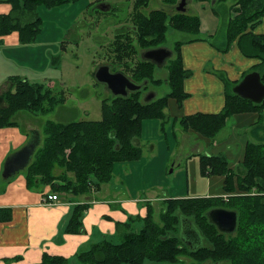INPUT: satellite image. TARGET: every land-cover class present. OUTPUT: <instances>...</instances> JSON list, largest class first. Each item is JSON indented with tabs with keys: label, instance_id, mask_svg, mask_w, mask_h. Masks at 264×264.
I'll return each instance as SVG.
<instances>
[{
	"label": "trees",
	"instance_id": "16d2710c",
	"mask_svg": "<svg viewBox=\"0 0 264 264\" xmlns=\"http://www.w3.org/2000/svg\"><path fill=\"white\" fill-rule=\"evenodd\" d=\"M5 1L11 5V10L8 14L0 15V36L16 31L21 43L33 42L41 31L36 12L38 7L51 9L68 3V0ZM161 2L163 7L170 8L176 6L178 0ZM149 3L150 0H133L131 18L135 30L132 34L137 46H133L130 36L124 38V34L117 33L112 43L113 62L121 63L124 68L130 67V78L135 82L148 80L158 85L161 81L153 75L154 65L137 60V49L165 45L170 29L191 36L192 39L177 41L171 47L173 60L168 64L165 79L170 92L150 103L141 101V92L133 93L128 98H105L100 102L101 119L97 121L47 122L42 130V145L23 170L28 189L49 186L54 194L71 197L85 195L92 188L99 189L113 177L115 163L133 162L141 158L142 151L136 142L140 139L143 121L166 119L167 99H174L181 107L188 97L183 90V82L191 76V72L183 67L180 47L198 39L193 36L200 28L199 17L195 14L171 13L164 8L143 13L141 9ZM229 10L233 15L226 24L220 44L214 43L213 47L224 53L235 42L246 58L257 61L245 75L255 71L264 83V33L253 32L264 17V0H238ZM218 75L225 87L223 109L215 114H193L175 119V122L184 131H193L211 142L216 140L230 117L245 111L257 113L259 121L254 126L264 127V101L255 104L237 97L232 91L237 82L229 81L224 74ZM10 81L14 92L6 93L7 108L0 111V128L14 125L12 118L18 112L47 114L57 104L65 102L62 94L56 98L47 86L19 77ZM244 149L243 161L236 170L229 168L228 160L221 154L201 155L198 163L201 177L223 176L225 192L242 195L231 196L228 201H223L221 197L165 200L159 216L160 224L154 221L153 212L148 206L139 230L125 233L119 244L102 240L91 245L87 251L77 254L78 263L142 264L148 260L174 264L185 257L192 260L190 264H205L207 261L210 264H239L243 256L241 264H264V167L261 165L264 164V139H258L257 143L248 141ZM58 169L61 172L57 175ZM218 207L234 210L238 214L237 230L231 237L220 234L207 221L206 212ZM85 208L80 204L73 207L68 234L82 230L81 217ZM181 217L191 220L203 241H206L205 246L190 251L181 244L176 235ZM40 261V264H69L64 257L48 254H44Z\"/></svg>",
	"mask_w": 264,
	"mask_h": 264
},
{
	"label": "crops",
	"instance_id": "0c3cea01",
	"mask_svg": "<svg viewBox=\"0 0 264 264\" xmlns=\"http://www.w3.org/2000/svg\"><path fill=\"white\" fill-rule=\"evenodd\" d=\"M159 3L162 5L161 1ZM231 6H228L227 9L229 10ZM189 9L184 13L194 14ZM10 10L11 5L5 0H0V15L8 14ZM229 11L232 13L231 10ZM253 32L255 34L264 33V17ZM190 39L192 38L190 37L188 40ZM26 44L30 43H21L16 31L0 36V111L7 108L6 93L14 92L11 78L27 79L21 69L19 72L5 70L10 62H17L13 52L22 50L25 48L24 45L30 46ZM213 44L214 42L203 37L181 45L183 67L191 72V76L183 82V90L188 97L183 101L181 107H178L174 99H167L168 106L165 109L168 126L177 130L183 144L188 145L190 138L194 142L190 146V151H196L198 154L196 164L198 177L202 178V183H200L202 186L197 187L194 194H189V190L186 189L187 193L184 195L174 194L176 191L171 187L168 191L173 190V193L167 192V196L161 198L163 203L176 196L184 198L220 197L226 193L223 189L224 177H201L199 157L201 155H224L228 160L229 168L236 170L243 161L246 143L248 141L257 143L258 139H264V127L254 126L259 121V116L253 112L245 111V113L230 117L225 123L226 129L216 136L214 142L193 131H184L175 122L182 117L197 113L215 114L220 112L225 103V87L218 74H224L229 81L238 83L245 73L257 63L254 59L246 58L235 42L224 54L215 49ZM50 52L48 50L46 55L52 54ZM29 82L31 83V81ZM170 99L174 100L171 106L169 105ZM27 113L29 112L16 113L12 118L14 125L0 128V178L5 158L27 143L31 131H38L41 137L39 125L33 120L37 123L38 121ZM19 122H23L24 126L21 127ZM163 125V123L160 125L161 133L164 132ZM136 143L141 148L142 154L144 151L148 153L147 159L155 155L157 150L155 145H151L149 148L148 142L145 145L147 150H145L140 146L139 141ZM165 162L166 158L160 159L156 165L160 173L164 171L163 164ZM131 164H123L127 165L124 167L126 168L125 172L121 170L115 172L113 169L110 183L103 184L99 189L93 188L90 190V194H80L78 197L61 193L54 194L49 186L28 189L23 172L10 181L0 182V264H40L44 254L64 257L70 262V259H77L78 253L87 251L91 245L102 240L122 239L125 233L131 232L130 228L133 222L137 219L143 221L148 206L152 207L150 202L161 200L144 196V194L137 197L136 192L128 186L123 191H119L120 183L127 178L126 172L130 169ZM172 165L174 166V162ZM60 172L58 169L56 174L58 175ZM109 184L110 188L114 190L112 196L105 193L106 190H108L107 192L111 190L105 187ZM46 195H57L58 202L42 204L41 197ZM77 204L86 207L81 217L82 230L78 233L68 234V223L73 214V207ZM140 227H135V230ZM186 229L188 235L193 233L191 227Z\"/></svg>",
	"mask_w": 264,
	"mask_h": 264
},
{
	"label": "rangeland",
	"instance_id": "374dc122",
	"mask_svg": "<svg viewBox=\"0 0 264 264\" xmlns=\"http://www.w3.org/2000/svg\"><path fill=\"white\" fill-rule=\"evenodd\" d=\"M159 1L161 0H150V4L143 12L148 13L150 10L158 8L171 11V9L160 5ZM237 1L188 0L190 12L197 15L200 21L199 31L193 38L204 37V39H208L216 45L220 44L224 35L223 32L226 30V24L233 15L227 8L234 5ZM132 2L133 0H68L65 5L56 8L46 9L44 6L38 7L36 12L40 18L41 26L39 35L35 40H32L33 42L26 44L30 46L24 45L23 47L25 48L22 50L13 52L17 62H10L5 67V70L19 72L21 69L23 75L27 77L26 80L47 86L56 98H59L61 94L65 97L63 104H57L47 114L27 113V115L38 121L37 123L33 120L39 125L41 131L39 146L42 145L41 143L44 139L42 130L47 122L68 123L71 121H97L101 119L102 103L100 102L105 98L111 97V95L105 90V86L98 84L92 76L99 65L108 64V58H110L111 53L108 48L114 40L113 36L116 34V32H112V27L117 26L118 28L122 24L130 26L129 18L132 13ZM99 3H107L113 9L98 12L95 7ZM254 29L256 30L257 27ZM190 37L187 34L170 29L166 34L164 47H173L175 42H184ZM48 50L52 54L47 56L46 52ZM171 60H167L164 67L156 68L154 77L160 79L161 83L158 85L151 84L149 87L157 94L156 98H161L170 92V87H168L169 85L164 79L167 76V68L168 64L172 62ZM143 97L144 94L141 95L142 99ZM173 102L174 100L170 99L169 105L171 106ZM161 123L164 124L163 133L160 132ZM19 124L21 127L24 126L23 122H19ZM168 125L166 119L143 121L139 139L140 146L147 150L145 145L149 142V148L151 145L156 146V153L147 159L148 153L144 151L139 160L126 162L127 164H132L126 172L128 174L127 178L120 183L119 191H123L128 186L136 192L137 197L144 194L147 197L161 199L167 196V192L173 193V190L176 191L174 194L184 195L187 193L186 189H188L189 194H194L196 188L202 186L200 185L202 178L198 177L196 164L198 162V160L196 162L198 154H196V151H190V146L194 144L193 140L190 138L188 145L183 144L177 130L170 128ZM225 129L226 125L219 134ZM165 158L164 171L160 173L156 165L160 159ZM173 162L174 166L172 165ZM123 164L125 163H115L114 171L119 172L121 170L125 172L126 168L124 167L127 165ZM2 181V178H0L1 183ZM105 187L109 189L110 184L105 185ZM171 187H173V190L168 191ZM110 189V192L106 190L105 193L112 196L114 190L113 188ZM171 198L179 199L184 197L176 196ZM162 200L150 202L153 207L151 209L153 219L158 224H160L159 216L164 209ZM144 214H146V211ZM184 224V221L181 220L176 235L181 243L189 248V245L185 244L186 233L184 232ZM138 226H143L142 220L137 219L133 222L131 227L133 229L130 228V230L136 231L135 227ZM108 241L119 244L122 239H109ZM242 257L239 264L244 259ZM190 263H192V260L182 257L178 263L174 264ZM69 264H78V262L74 258L70 259ZM142 264L173 263H157L146 260Z\"/></svg>",
	"mask_w": 264,
	"mask_h": 264
},
{
	"label": "water",
	"instance_id": "95a60500",
	"mask_svg": "<svg viewBox=\"0 0 264 264\" xmlns=\"http://www.w3.org/2000/svg\"><path fill=\"white\" fill-rule=\"evenodd\" d=\"M178 11H186V0H180L177 3ZM98 11H109L112 7L107 3H99L95 7ZM173 57V51L166 46L147 48L141 52L140 58L143 62H150L157 68L164 67L167 60ZM98 84L104 85L105 90L110 93L111 97L128 98L131 94L141 92L144 81L137 83L132 80L123 71H111L109 64L99 65L94 71L93 76ZM233 93L241 99L248 100L255 104H260L264 101V83L260 79L257 72H250L238 82L232 89ZM155 92L147 93L141 101L150 103L156 99ZM41 142V137L38 131H31L30 137L23 147L10 154L3 163L1 170V178L3 181H10L16 175L23 172L30 164L34 153ZM208 223L214 226L216 230L225 236L235 234L238 226V214L236 211L228 208H213L205 214ZM184 221L185 229L191 227L190 241L185 240V244L189 245V250H196L203 246V238L195 229V226L190 219L181 217L180 221ZM187 230V229H186ZM179 238V237H178ZM180 240V239H179ZM181 242V241H180ZM194 242L197 243L193 246ZM184 245V244H183ZM185 246V245H184ZM186 247V246H185Z\"/></svg>",
	"mask_w": 264,
	"mask_h": 264
},
{
	"label": "flooded vegetation",
	"instance_id": "af4514ba",
	"mask_svg": "<svg viewBox=\"0 0 264 264\" xmlns=\"http://www.w3.org/2000/svg\"><path fill=\"white\" fill-rule=\"evenodd\" d=\"M178 1H180V0H178ZM150 4V3H149ZM148 4V5H149ZM189 3H188V0H186V10L189 8L188 5ZM178 5V4H177ZM177 5L176 6H172V7H170L169 9H171V13H173V12H178V13H184V12H182V11H178V9H176L177 8ZM148 7V6H147ZM147 7L146 8H143V9H141V11L143 12V10H145V9H147ZM167 8V7H166ZM112 9V8H111ZM96 11H98V9H95ZM100 11V10H99ZM98 11V12H99ZM152 11V10H151ZM188 11V10H187ZM148 12V11H147ZM143 13H145V12H143ZM148 13H150V11L148 12ZM148 13H146V14H148ZM132 14V13H131ZM129 20H130V26H128L127 24H122V25H119L118 26V28H117V26L116 27H112V32L114 31V32H116V34L117 33H122V34H124L125 35V37L124 38H126V36H130L131 37V39H132V44H133V46H137V43H136V40L134 39V37H133V34H132V32L135 30V26H134V22H133V20H132V18H131V15H130V18H129ZM116 34H115V36H116ZM114 37V36H113ZM114 39H115V37H114ZM114 41V40H113ZM113 43V42H112ZM112 43H111V45H110V47L108 48L109 50L108 51H110L111 53H110V58H108V64H110V67H111V71H113V72H116V71H118V70H120V71H123L125 74H127V76H129V77H132L131 76V71H129V69H130V67L129 68H124L122 65H121V63H116L115 61L113 62V45H112ZM161 46V45H160ZM162 46H164V45H162ZM155 47H159V46H155ZM169 46H167V48H168ZM136 48V47H135ZM149 48H153V46H150ZM171 48V47H170ZM144 49H147V48H143V49H137V60L139 59V61L141 60V58H140V55H141V52L144 50ZM172 50H173V48H171ZM136 60V61H137ZM169 61V60H168ZM148 63H150V62H148ZM152 64V63H151ZM156 66L154 65V70H155V72H156ZM155 72H154V74H155ZM167 73H168V69H167ZM166 73V74H167ZM153 74V75H154ZM155 76V75H154ZM167 77V76H166ZM166 77H165V79H166ZM156 79V78H155ZM164 79V80H165ZM144 82H145V84L143 85V87H142V90H141V93L142 94H144V96L147 94V93H149V92H154L152 89H150L149 87L151 86V84L152 83H150L148 80H144ZM137 83H141V82H137ZM186 234H185V237H186V240H188V241H190V235H188V233H187V230L185 229V231H184ZM223 235V234H222ZM225 237H231V236H225ZM197 245V243L196 242H194V244H193V246H196ZM206 245V241H203V246H205ZM205 264H210L208 261L205 263Z\"/></svg>",
	"mask_w": 264,
	"mask_h": 264
},
{
	"label": "built area",
	"instance_id": "2783aa9c",
	"mask_svg": "<svg viewBox=\"0 0 264 264\" xmlns=\"http://www.w3.org/2000/svg\"><path fill=\"white\" fill-rule=\"evenodd\" d=\"M230 196H232V195H230V194H224V195H222V198L224 200H228ZM50 202H52L54 204L56 202H58V196L57 195H47V196H44L43 198L41 197V203L42 204H45L46 205V204H48Z\"/></svg>",
	"mask_w": 264,
	"mask_h": 264
},
{
	"label": "bare ground",
	"instance_id": "6f19581e",
	"mask_svg": "<svg viewBox=\"0 0 264 264\" xmlns=\"http://www.w3.org/2000/svg\"><path fill=\"white\" fill-rule=\"evenodd\" d=\"M257 149H258V148H257ZM257 151H258V150H257ZM252 152H253V151H252ZM261 152H262V151H261ZM254 153H255V152H254ZM254 153H253V154H254ZM250 156H252V155H250ZM255 156H256V155H255ZM260 156H262V154H261ZM257 157H258V156H257ZM263 157H264V156H262V158H263ZM259 159H260V158H259ZM249 160H250V159H249ZM251 160H252V159H251ZM251 160H250V161H251ZM254 160H257V159L254 158ZM254 160H253V161H254ZM253 161H252V162H253ZM248 162H249V161H248ZM252 162H251V163H252ZM255 162H257V164L259 163L258 161H255ZM260 162H261V161H260ZM262 163H264V162L262 161ZM253 164H254V163H253ZM249 165H250V163H249ZM261 165H262V167H264V166H263L264 164H261ZM254 166H255V165H254ZM250 168H252V165H251ZM250 168H249V169H250ZM255 168H256V167H255ZM263 169H264V168H263ZM258 170H259V169H258ZM252 172H254V171H252ZM257 172H258V171H257ZM259 172H260V170H259ZM261 172H262V171H261ZM263 172H264V171H263ZM256 174H257V173H256ZM261 177H262V176H261ZM256 185H257V184H256ZM237 237H238V236H237Z\"/></svg>",
	"mask_w": 264,
	"mask_h": 264
}]
</instances>
